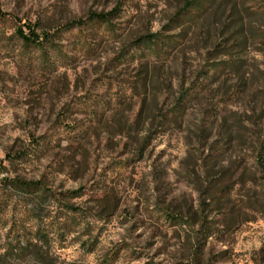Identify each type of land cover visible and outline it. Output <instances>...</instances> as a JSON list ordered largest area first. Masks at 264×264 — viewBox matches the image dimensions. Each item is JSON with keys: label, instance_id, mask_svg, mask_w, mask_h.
<instances>
[{"label": "rangeland", "instance_id": "obj_1", "mask_svg": "<svg viewBox=\"0 0 264 264\" xmlns=\"http://www.w3.org/2000/svg\"><path fill=\"white\" fill-rule=\"evenodd\" d=\"M263 108L264 0H0V264H264Z\"/></svg>", "mask_w": 264, "mask_h": 264}, {"label": "trees", "instance_id": "obj_2", "mask_svg": "<svg viewBox=\"0 0 264 264\" xmlns=\"http://www.w3.org/2000/svg\"><path fill=\"white\" fill-rule=\"evenodd\" d=\"M187 7L190 9V8H194V6L196 5V2L195 1H192V2H187ZM185 11H188V9L186 8ZM112 14H109V15H99L97 16V19H100V20H104V21H109V17L111 16ZM26 27H28V30H29V33L30 35H26L22 29H19L18 30V34H19V37L24 40L25 42L27 43H30L32 45L34 44H37V45H43L44 44V41L48 42L49 40L48 39H45L44 41L42 40L41 41V36H39V34H37L36 32V29L31 25V24H26ZM45 36H48L47 34ZM44 36V37H45ZM152 38H156V36H152L149 40H147L148 43H152ZM239 68L238 65L234 66L233 68ZM261 118L264 122V108L262 109V113H261ZM264 128V127H263ZM262 134V132L260 133V135ZM262 136V135H261ZM259 152L261 154L260 158L262 160H264V143H260V147H259ZM47 256L46 255H41L40 258L37 260L38 262L40 263H43V264H46L47 262Z\"/></svg>", "mask_w": 264, "mask_h": 264}]
</instances>
